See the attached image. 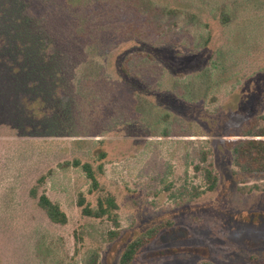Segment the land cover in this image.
Segmentation results:
<instances>
[{"label": "rangeland", "instance_id": "obj_1", "mask_svg": "<svg viewBox=\"0 0 264 264\" xmlns=\"http://www.w3.org/2000/svg\"><path fill=\"white\" fill-rule=\"evenodd\" d=\"M29 1L0 0V26L3 16H22ZM95 1L73 0L67 11L77 18L83 2ZM126 10L90 16L99 49L75 53V77L68 69L57 78L65 94L41 96L44 83L29 92L11 58H0V264H84L95 250L101 264H119L130 242L164 222L172 225L134 264H264V173L234 175L224 145L249 118L264 127V0H137ZM131 27L142 36L124 34L135 40L108 49L111 32ZM141 52L154 61L136 55L125 74L124 59ZM101 76L125 90L112 95L110 84L98 85ZM38 98L53 105L50 116L34 110ZM203 150L219 184L190 201L193 188L205 187L195 169ZM75 159L92 164L98 191L89 192L80 168L59 166ZM35 187L60 205L67 224L48 219L30 196ZM80 193L93 206L102 195L116 199L118 240L107 242L108 220L82 215ZM75 231L83 244L73 258Z\"/></svg>", "mask_w": 264, "mask_h": 264}, {"label": "trees", "instance_id": "obj_2", "mask_svg": "<svg viewBox=\"0 0 264 264\" xmlns=\"http://www.w3.org/2000/svg\"><path fill=\"white\" fill-rule=\"evenodd\" d=\"M136 1L96 0L95 2H83V8H79L82 9V12L75 18L73 17V11L71 13L67 11L71 9L68 6L73 4V0H69L67 4H64L61 0H50L42 3L37 0L35 2L34 0H30L26 5H23L24 13L22 16H3V22L1 21V25L3 26H0V58H11V72L21 75L20 81L23 79L26 82L25 86L27 90L29 89V92L31 89L40 85L42 88L44 83V87L46 85L45 90L47 91L41 96L47 93H49V96H56L58 95L57 92L65 94L66 86L61 87L58 84L57 78L58 76L66 77L65 73L68 69L72 72L73 77H75V53L80 52L84 54L85 49H87L86 54H88L94 46L95 49H99L94 44H97L95 39L100 36L96 34L97 36L92 37L91 34L97 33V30L90 28V16L93 17L94 22L99 17L106 19L107 15L110 16V13H113L112 10L115 12L113 16L119 15V12H125L128 8H134ZM135 8L137 9V7ZM136 15H138V12L135 13L133 11L130 17H136ZM1 19L2 16H0ZM222 20L225 21L226 17L222 16ZM124 24L128 23L125 22ZM111 26L112 24L110 23L109 27ZM27 29L29 30L27 31ZM124 34L132 36H139L141 34L140 36H142V33L136 28H120L119 31L111 32L110 39L106 38V42L110 44L108 49L120 42L135 40L134 38H124ZM63 48L72 51H70V60L67 59L66 51L62 53L63 55L59 53ZM3 49H7L10 55L7 52L3 53L1 51ZM136 55L145 56L148 60L154 61L153 56L151 57L144 52L129 54L124 59L121 67L125 74H129L128 65H130V62ZM94 79L89 78L85 80L88 87L94 84ZM107 79L104 80L101 76L98 85H101L102 89H105V84L108 83L111 85L109 93L111 92L112 95L118 93L117 89L119 91L125 90L120 84ZM102 82H104V85ZM102 95L104 98L109 97L108 92ZM18 97L19 105L25 106L23 104L25 100H21V94ZM38 100H40V105H37L38 108L34 106V110L39 114L40 110L44 109L43 112H46L50 116L51 111H53V105L47 104L46 100L42 101V98H38ZM66 100L68 101L69 99L67 98ZM92 101L90 102L92 103ZM30 105L27 106L29 109L31 108ZM258 121L259 119L256 116L249 118L241 125L239 135L229 133L224 136V145L231 151L234 166L238 170L234 175L240 173L244 175L264 173V127H260ZM100 156L103 159L106 155L101 154ZM209 156L210 151L208 150H203L199 154L200 164H205V166L199 164L195 169L197 171H203L205 187L203 189L193 188L188 194L190 201L207 193L214 192L218 187L219 178L213 172L212 164L208 163ZM59 166L61 168H80L90 181L91 189L89 192L93 193L100 189L98 177L91 163L81 162L75 159L73 161L63 162ZM100 168L102 169V166ZM43 181L44 177L39 179L38 183L42 184ZM30 196L37 199L38 206L44 211L52 223L59 225L67 224L68 217L66 213L45 192L39 194L37 187H35L31 189ZM77 206L81 209L83 216L94 219H106L112 224V230L107 234V242L112 243L119 239L121 235L119 205L113 196L102 195L97 198L96 205L93 206L88 202L85 195L80 193L77 199ZM171 225L170 222L156 225L130 242L122 251L119 264H134L135 258L141 249L150 244L162 230ZM74 238L76 244L73 258L81 253L83 244V239L79 231L74 232ZM84 264H101L100 252L95 250L90 253Z\"/></svg>", "mask_w": 264, "mask_h": 264}]
</instances>
